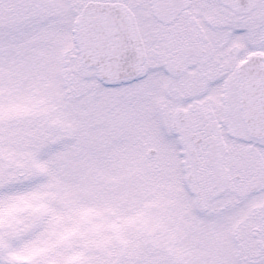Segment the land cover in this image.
I'll return each mask as SVG.
<instances>
[{
    "label": "snow or ice",
    "instance_id": "snow-or-ice-1",
    "mask_svg": "<svg viewBox=\"0 0 264 264\" xmlns=\"http://www.w3.org/2000/svg\"><path fill=\"white\" fill-rule=\"evenodd\" d=\"M0 264H264V0H0Z\"/></svg>",
    "mask_w": 264,
    "mask_h": 264
}]
</instances>
